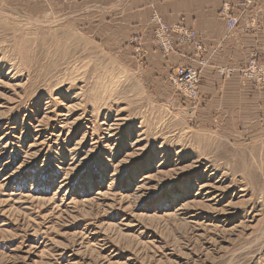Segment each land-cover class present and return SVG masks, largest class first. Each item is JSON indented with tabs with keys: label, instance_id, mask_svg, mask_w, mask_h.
<instances>
[{
	"label": "rangeland",
	"instance_id": "1",
	"mask_svg": "<svg viewBox=\"0 0 264 264\" xmlns=\"http://www.w3.org/2000/svg\"><path fill=\"white\" fill-rule=\"evenodd\" d=\"M36 8L0 0V264H264V134L202 128L151 91L143 37L125 60ZM244 67L220 73L264 89ZM170 81L200 102L199 69Z\"/></svg>",
	"mask_w": 264,
	"mask_h": 264
},
{
	"label": "crops",
	"instance_id": "2",
	"mask_svg": "<svg viewBox=\"0 0 264 264\" xmlns=\"http://www.w3.org/2000/svg\"><path fill=\"white\" fill-rule=\"evenodd\" d=\"M73 20L102 44L118 49L120 58L134 61L130 39L143 37L148 56L141 72L150 90L161 98L176 100L189 110L200 127L221 131L264 134V89H255L244 82L238 72L231 77L220 73L225 68L244 67L254 52L264 45V0L250 9L241 0H20ZM230 4L238 27L227 33L222 10ZM159 15L171 26L195 29L205 51L193 49L164 59L152 44L154 17ZM207 65L202 66V60ZM178 66L201 71L200 102L193 106L178 96L170 77Z\"/></svg>",
	"mask_w": 264,
	"mask_h": 264
},
{
	"label": "built area",
	"instance_id": "3",
	"mask_svg": "<svg viewBox=\"0 0 264 264\" xmlns=\"http://www.w3.org/2000/svg\"><path fill=\"white\" fill-rule=\"evenodd\" d=\"M262 1L263 0H241V6L250 9L252 7H257ZM221 15L226 22L227 33H232L238 27L240 19L233 16L230 4L224 6ZM153 21L156 27H158L155 33L157 40L159 44L163 46L166 56L171 57L174 54H179L182 48L193 49L197 54H202L205 51L203 41L195 29L182 26H171L165 23L159 15H156ZM140 38V36L135 37L136 42L140 46L136 51V55H141L140 48L143 42ZM231 72L232 71H229L228 74ZM240 72L243 77L254 86L264 87V45L261 47L259 53L254 52L251 55L247 65L243 69H240ZM225 74H227V72H225ZM172 80L183 89V93L188 97L197 99L199 84V72L197 70L181 67L178 70V74Z\"/></svg>",
	"mask_w": 264,
	"mask_h": 264
}]
</instances>
